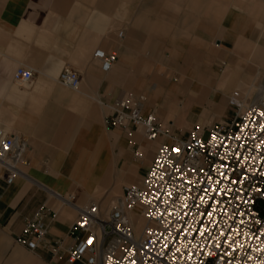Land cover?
I'll return each instance as SVG.
<instances>
[{"label":"crops","instance_id":"obj_1","mask_svg":"<svg viewBox=\"0 0 264 264\" xmlns=\"http://www.w3.org/2000/svg\"><path fill=\"white\" fill-rule=\"evenodd\" d=\"M95 50L117 60L103 69ZM63 66L77 89L58 82ZM243 87L264 91V0H0V127L27 160L8 185L0 176V264H86L66 261L77 206L140 183L158 145L105 123L115 100L142 95L173 127ZM41 208L55 250L15 240Z\"/></svg>","mask_w":264,"mask_h":264},{"label":"built area","instance_id":"obj_2","mask_svg":"<svg viewBox=\"0 0 264 264\" xmlns=\"http://www.w3.org/2000/svg\"><path fill=\"white\" fill-rule=\"evenodd\" d=\"M93 58L109 69L117 54L95 50ZM13 71L22 85L33 78L28 68ZM57 79L77 89L80 74L63 66ZM143 104L142 95L119 98L105 123L139 130L146 141L158 142L156 153L140 183L125 185L108 207L101 200L77 206L67 263L87 255L86 264H264V91L250 98L233 91L227 96L231 115L192 126L186 135L144 112ZM25 149L0 127V176L7 185L27 164ZM15 240L27 249L58 247L47 238L42 208Z\"/></svg>","mask_w":264,"mask_h":264},{"label":"rangeland","instance_id":"obj_3","mask_svg":"<svg viewBox=\"0 0 264 264\" xmlns=\"http://www.w3.org/2000/svg\"><path fill=\"white\" fill-rule=\"evenodd\" d=\"M247 88L250 90L248 92V94H246V92H245L247 90ZM238 89L234 88V89H231L230 91L232 92V91L238 90ZM253 90H254L253 87H252V89H250L249 87L240 88V92L242 93V95H248V97L250 96V94L252 93ZM219 106L220 107H217V108L214 105L205 106L206 111H204L203 117H196L195 115L193 116L191 114H188L190 116V119H188V122L186 120L177 121L173 127L171 126V128L173 129V131L181 134V132H179L180 130L181 131L182 130H188L192 126H204L210 122L220 120L221 118H224L225 116L231 115L230 110L227 106V98H225L224 102L221 103ZM182 135H186V133H182ZM207 135H208V133H205L204 138H206ZM115 194H116L115 192H110L106 202L109 203L111 198H114L113 196ZM108 203L104 204L103 206L107 207Z\"/></svg>","mask_w":264,"mask_h":264},{"label":"bare ground","instance_id":"obj_4","mask_svg":"<svg viewBox=\"0 0 264 264\" xmlns=\"http://www.w3.org/2000/svg\"><path fill=\"white\" fill-rule=\"evenodd\" d=\"M142 222H143L142 220H138V221H137V227H138V228L141 227Z\"/></svg>","mask_w":264,"mask_h":264},{"label":"snow or ice","instance_id":"obj_5","mask_svg":"<svg viewBox=\"0 0 264 264\" xmlns=\"http://www.w3.org/2000/svg\"><path fill=\"white\" fill-rule=\"evenodd\" d=\"M88 242L91 243V238H89V241Z\"/></svg>","mask_w":264,"mask_h":264}]
</instances>
